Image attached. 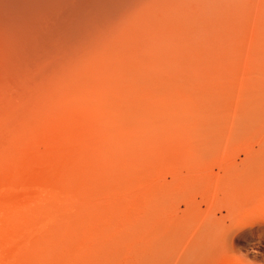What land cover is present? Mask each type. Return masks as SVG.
<instances>
[{
	"label": "rangeland",
	"instance_id": "obj_1",
	"mask_svg": "<svg viewBox=\"0 0 264 264\" xmlns=\"http://www.w3.org/2000/svg\"><path fill=\"white\" fill-rule=\"evenodd\" d=\"M213 48L2 107L0 264H264V12Z\"/></svg>",
	"mask_w": 264,
	"mask_h": 264
},
{
	"label": "bare ground",
	"instance_id": "obj_2",
	"mask_svg": "<svg viewBox=\"0 0 264 264\" xmlns=\"http://www.w3.org/2000/svg\"><path fill=\"white\" fill-rule=\"evenodd\" d=\"M252 12H264V0H0V112L55 84L78 85L102 65L152 80L154 58L166 51L199 70L216 58L218 28L245 24Z\"/></svg>",
	"mask_w": 264,
	"mask_h": 264
}]
</instances>
